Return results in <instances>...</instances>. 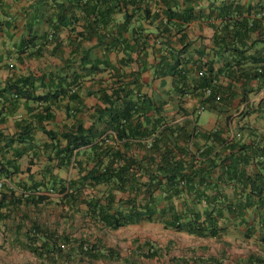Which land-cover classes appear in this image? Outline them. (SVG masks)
Instances as JSON below:
<instances>
[{"label":"trees","instance_id":"trees-1","mask_svg":"<svg viewBox=\"0 0 264 264\" xmlns=\"http://www.w3.org/2000/svg\"><path fill=\"white\" fill-rule=\"evenodd\" d=\"M179 1L30 0L28 10L23 13L22 29L28 35L19 45L17 59L20 62L39 59L52 42H55L53 53L62 57L59 33L64 29L74 35L69 40L72 51L55 75L43 73L38 77L17 78L7 82L0 89V95L14 94L15 99L36 103L41 106L34 115L38 122L51 120V105L62 98L79 104L83 77L98 73L104 65V56L99 58L89 51H80L81 40L96 38L100 47L109 41L112 48H117L126 45L122 36L127 34L134 41L135 49L143 53L152 35L143 32L142 24L147 23L156 24L153 44L159 42L167 49V54L159 57L158 73L174 78L173 90L178 98L195 97L204 110H215L219 105L215 98L220 95L223 105L226 95L215 83L211 64L194 63V80L181 66L189 47L184 28L197 16L193 6L198 0H181L184 6ZM205 1L210 7L214 4L212 0ZM8 2L0 0V33L18 30L17 19L7 13ZM119 14L123 20L119 28L112 30L111 24ZM215 17L224 22L215 41L218 50L242 54L243 40L234 44V37L261 30L264 2L255 1L246 6L222 2ZM77 26H82V31H77ZM43 27L46 31H38ZM233 30L236 31L233 33ZM130 60L131 56L126 54L122 65ZM252 61L257 67L248 74L249 79L261 82L264 56ZM114 82L109 95L104 91L87 92L101 103L92 108L88 129L83 126V118L79 121L77 118L60 135L47 132L51 143L57 139L51 149L60 166L71 165L77 156L87 157L76 164L80 179L51 186L49 182L35 183L18 194L2 187L0 222L12 220L18 224V231L27 228V250L34 256L44 257L43 264H90L99 259L98 244L92 245L87 238L57 236L47 226L49 220L29 214L28 208L41 210L51 200L38 193L51 194L58 185L57 193L62 195L58 205L74 211L60 215L66 222L73 223L78 218L92 229L109 231L156 222L198 238H218L229 219L243 227V239L256 237L264 242V173L248 175L241 167L249 162L253 165L264 162L263 150L254 142L247 145L240 135L224 138L219 130L196 133L195 126L167 122L162 104L142 94L135 84L131 86L119 79ZM38 89L44 92L37 94ZM205 90H210L209 96H205ZM16 104L8 100L12 109ZM78 109L81 113V108ZM3 120L0 117V123ZM18 137L25 140V134ZM200 141L204 144L200 145ZM137 152L142 156L136 155ZM0 174L7 175L5 169H0ZM228 190L232 191L233 199L227 196ZM108 253L114 258L113 251Z\"/></svg>","mask_w":264,"mask_h":264},{"label":"crops","instance_id":"crops-1","mask_svg":"<svg viewBox=\"0 0 264 264\" xmlns=\"http://www.w3.org/2000/svg\"><path fill=\"white\" fill-rule=\"evenodd\" d=\"M255 1L264 2V0H212L214 4L210 7L205 0H198L193 6L197 16L184 28L185 42L189 44V47L183 55L181 66L187 70L188 74L190 73V77L194 80L192 70L194 63L211 64L215 83L226 95L223 105L219 101L221 100L220 95L217 96L218 99L215 98V101L219 102L215 110H203L198 114L199 99L195 97L178 98L173 90L174 78L158 73L161 67L158 64L159 57L167 54V49L159 42L153 44L152 35L156 31V24L147 23H141L143 32L152 35L143 53L135 49L134 41L127 34L122 36L126 39V45H120L117 48H112L109 41L104 42L100 47L97 45L96 38L81 40L80 51H89L91 55L99 58L104 56V65L100 66L98 73L83 77L79 104L76 105L74 101L62 98L56 104L51 105V120L38 122L34 115L39 113L37 111L41 106L36 103L24 98L15 99L14 94L0 95V117H4L0 123V138H2L0 169H5L7 174L6 176L0 174V179H5L3 188L15 190L18 194L35 183L49 182L48 185L51 186L54 183L80 179L81 175L79 176L76 164L80 160L84 162L87 157L77 156L71 165L60 166L51 149V145L57 139L51 143L47 132L52 131L60 135L63 129L71 126L77 118L78 121L79 118H83V126L88 129L89 115L93 112L91 110L101 103L95 95L88 96L87 92L104 91L109 95L112 92V81L117 82V79L131 86L135 84L142 94L162 104L163 116L167 122L183 127L195 126L196 133L219 130L224 138H237L240 135L244 143L248 145L254 142L264 152V80L258 82L250 80L248 76L257 67L252 60L261 59L264 56V21L258 32L241 38L234 37V44L243 40L244 53L242 54L219 51L215 44L218 31L224 23L221 18L215 17L222 2L240 3L246 6ZM29 5L30 0H9L8 2L7 13L17 19L18 30L16 32L4 30L0 33V89L7 82H13L20 77L29 75L38 77L43 73L55 75L61 69L62 61L71 54L69 40L74 35L68 29H64L59 33L63 49L62 57L53 53L55 42H52L47 45L43 56L39 59L22 62L17 59L16 52L19 45L28 35L22 29L23 13L28 10ZM179 5L184 6L181 0ZM210 10L211 14L208 16ZM260 16L256 17L259 19ZM250 18H254L253 14ZM122 20V14L117 15L111 24V29L119 28ZM42 30L46 31L44 27L38 29V31ZM76 30L82 31V26H77ZM126 54L131 56V60L122 65ZM42 91L44 92L38 89L36 93H43ZM10 99L17 102L14 109L8 106ZM78 107L83 113L81 111L79 113ZM20 134H25L24 141L19 139ZM203 144L200 141V145ZM136 155L142 156L138 152ZM241 167L248 175L264 173V162L258 165L249 162ZM57 192L58 185L54 187L51 194L39 192L38 194L46 195L51 199L49 204L41 210L34 208L27 210L30 215L39 218L45 208H50L54 210L59 220L47 226L56 231L57 236L63 234L87 238L90 239L89 242L92 245L98 244L100 258L90 264H264V242H260L256 237L250 240L243 239L241 236L244 231L243 227L237 226L234 220H226L222 226L223 234L218 238H198L184 232L167 229L161 223L156 222H141L115 231L95 230L80 223L78 218L73 219V223L63 220L60 215H69L73 210L58 205L62 195ZM227 196L232 198L231 190L227 191ZM82 209L85 210L84 207ZM14 215L16 216L15 213ZM26 230L27 228H22L18 231V224L13 223L12 220L7 223L0 222V264L44 263V257L34 256L27 250ZM108 250L114 252V258H110ZM53 257L54 260L57 259L56 256ZM84 261L87 262V259Z\"/></svg>","mask_w":264,"mask_h":264},{"label":"rangeland","instance_id":"rangeland-1","mask_svg":"<svg viewBox=\"0 0 264 264\" xmlns=\"http://www.w3.org/2000/svg\"><path fill=\"white\" fill-rule=\"evenodd\" d=\"M39 218L44 219V220L47 219L50 221V223L59 220V217L56 215V213H54V210L50 208H45V210L41 212V215L39 216ZM76 223H79V222L76 221ZM110 239H113V238H110Z\"/></svg>","mask_w":264,"mask_h":264},{"label":"built area","instance_id":"built-area-1","mask_svg":"<svg viewBox=\"0 0 264 264\" xmlns=\"http://www.w3.org/2000/svg\"><path fill=\"white\" fill-rule=\"evenodd\" d=\"M210 93H211L210 90H205V96H209ZM216 99H218V98H216ZM203 110H204L203 107H199V109L197 110V113L199 114ZM4 184H5V182L0 180V189L3 187Z\"/></svg>","mask_w":264,"mask_h":264}]
</instances>
